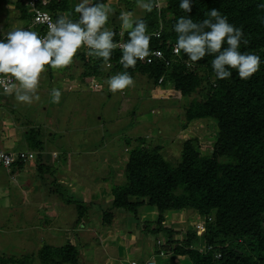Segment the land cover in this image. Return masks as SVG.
I'll return each instance as SVG.
<instances>
[{
  "label": "rangeland",
  "instance_id": "rangeland-1",
  "mask_svg": "<svg viewBox=\"0 0 264 264\" xmlns=\"http://www.w3.org/2000/svg\"><path fill=\"white\" fill-rule=\"evenodd\" d=\"M77 2L72 0V7ZM101 2L113 10L106 27L120 23L119 14L127 11L128 6L125 7L121 0ZM165 4L166 0H157L153 7L158 10ZM13 5L10 0H0V25L7 18L2 26L4 31L18 25L12 20ZM129 11L135 18L147 13L137 2ZM81 63L75 56L65 67L68 68L65 72L78 74L82 71ZM59 71L52 69L49 74L46 67L30 104L16 100V92L20 91L18 84L10 92L0 93V130L7 128L21 134L19 139L12 136L7 140L0 139V149L3 145L15 146V150H10L13 154L24 149L20 140H24L22 134L26 128L38 127L45 134L52 132L49 138L41 135L48 143V153L40 154L38 158L35 151L33 157L19 159L25 163V169L20 173L9 175L8 168L0 167V264H12L8 262L10 258L24 264H43L38 252L45 244L59 246L67 241L80 252L78 264H104L101 261L105 257H110V264H129L132 259L145 261L149 258L156 264H184L185 252L181 255L173 253L170 247L173 244L181 247L180 242L189 231L206 224L204 217L196 211L165 212L163 224L173 230L167 243L161 233L156 235L148 230L149 226H155L157 212L149 213L153 207L139 208L140 215L122 208L112 210L115 219L107 226L103 223V210L110 207L111 189L125 182L128 151L138 143L136 139L159 145L166 159L175 164L180 160L182 143L188 138L197 139L196 149L200 153L210 151L216 139L215 120L194 119L185 124L184 109L191 97H183L170 81L151 85L143 76L135 77L132 87L114 94L105 88L106 84L99 88L91 83L89 89L76 84V76L69 81L63 80ZM54 88L61 92L59 103L53 102L50 95ZM53 120L56 124H52ZM127 139H131L129 145ZM38 165H43V170L40 171ZM32 178L35 182L40 180L38 192L30 184ZM54 179L59 182L55 188L61 194L71 195L80 188L86 190L93 183L105 186L110 194H99L96 189L90 190L91 194H82L90 197V211L86 216L89 218L84 216L77 222L78 211L74 204L61 200L50 190L49 187L54 188L51 183ZM64 197L69 199V196ZM120 240L131 242L130 248L123 250L121 244L118 248ZM242 250L251 255L256 253L253 245L243 246ZM160 251L162 255H159Z\"/></svg>",
  "mask_w": 264,
  "mask_h": 264
},
{
  "label": "trees",
  "instance_id": "trees-1",
  "mask_svg": "<svg viewBox=\"0 0 264 264\" xmlns=\"http://www.w3.org/2000/svg\"><path fill=\"white\" fill-rule=\"evenodd\" d=\"M26 1L16 0L12 7V20L23 25L31 19ZM121 2L130 9L137 0ZM179 2L166 0L162 9L153 7L151 12L136 18L146 23L147 33L160 32L159 37L152 36L150 48L160 49L163 56L138 60L127 71L133 78L143 76L151 85H157L159 78L161 85L170 81L183 97L190 96L184 109L185 124L194 119H214L216 139L205 154L196 149V138L184 140L180 160L173 164L159 145L135 138L138 143L130 147L125 163V182L111 189L112 200L110 207L103 210V223L111 224L115 209L136 214L139 208L151 206L157 215L155 226H149L148 230L156 235L161 233L169 243L173 230L163 224L165 212L194 210L205 219L203 232L198 235L193 229L180 242L181 247L176 244L170 247L173 253L185 252L184 264H264V64L248 80L240 79L232 70L229 79L214 82L213 57L205 56L193 63L183 52L179 57L171 53V44L176 43L173 24L177 18L189 15L194 21H201L208 18L209 10L216 9L229 23L242 29L248 43H242L240 50L255 53L264 61V8L259 7L264 0H192L190 13L181 10ZM45 8L55 20L65 14L73 21L79 18L72 0H49ZM3 20L0 29L7 18ZM41 30L35 27L36 32ZM112 31L116 33L115 41H127V32L119 35L118 30ZM81 49L76 54L82 62L78 80L85 77L106 80L124 71L119 63V49L113 50L110 67H105L101 58L85 55L83 46ZM66 69L58 70L59 74L63 75ZM48 71L50 74L52 69ZM67 74L75 76L72 72ZM24 134L29 149L38 151L40 156L46 146L41 135L49 138V134L38 127L26 128ZM130 140L127 139L128 145ZM23 164L16 161L11 167L18 169ZM38 169L43 170V165H38ZM59 195L63 201L74 204L77 222L86 217L87 203ZM251 245L256 253H244L243 246ZM79 253L77 246L67 241L59 246L45 244L38 255L43 264H78ZM8 262L24 264L11 258Z\"/></svg>",
  "mask_w": 264,
  "mask_h": 264
},
{
  "label": "clouds",
  "instance_id": "clouds-1",
  "mask_svg": "<svg viewBox=\"0 0 264 264\" xmlns=\"http://www.w3.org/2000/svg\"><path fill=\"white\" fill-rule=\"evenodd\" d=\"M137 4L146 12H151L154 6L153 0H137ZM191 7L192 0H180L179 8L184 12L190 13ZM259 7L264 8V4ZM74 11L79 14L77 20L73 21L67 14L58 15L42 36L31 27H13L7 32L0 29V77H10L18 84V102L30 104L46 66L53 70L67 67L82 46L86 49L85 55L101 58L105 64L110 61L113 50L119 47V63L124 71L108 77L105 83L114 94L134 85L133 76L127 69L134 68L138 60H145L151 51L152 36L147 34L146 23L136 19L130 11H121V34L127 32L128 39L119 44V39L114 40L116 33L106 27L113 14L107 3L78 0ZM207 15L208 18L201 21H194L189 15L176 19L173 24V31L177 34L173 54L183 52L193 63L205 56L213 57L214 82L229 79L232 70L240 79L248 80L260 70L264 61L255 53L240 50L242 43H248L241 28L229 23L227 17L216 9L209 10ZM45 18L48 19L47 16ZM155 35L158 37L159 33ZM155 54L162 55L158 51ZM11 90L5 87V92ZM50 95L53 102L59 103V89H52Z\"/></svg>",
  "mask_w": 264,
  "mask_h": 264
},
{
  "label": "crops",
  "instance_id": "crops-1",
  "mask_svg": "<svg viewBox=\"0 0 264 264\" xmlns=\"http://www.w3.org/2000/svg\"><path fill=\"white\" fill-rule=\"evenodd\" d=\"M15 1L16 0H10V2L11 3H15ZM126 2H134V0H126ZM136 3V2H135ZM132 5H130V7H131ZM126 7V6H125ZM127 11H129V9L127 8ZM14 23H16V21H14ZM16 25V24H15ZM14 25V27H20V26H25V25H23V23H21V22H18V25H16L15 26ZM120 25H121V22L120 23H115V25L113 26V25H110V26H108V28H110V29H114V28H117L118 29V31L120 32V34L119 35H121V27H120ZM66 73V72H65ZM64 72L62 73L63 75H60L59 73V77L60 78H64L63 80H66V81H69L70 79L69 78H71V77H69V75L70 74H65ZM79 74V73H78ZM78 74H74L75 76H76V79H74V80H76V84H79L80 86H82V87H85V88H89V89H91V83H92V85H95L96 87H102V85L103 84H106L105 83V80H103V79H96V78H93V77H85L83 80H78ZM110 76H112V75H110ZM110 76H108V77H110ZM53 77H58V76H54L53 75ZM75 78V77H74ZM107 79V78H106ZM105 88H107V86H105ZM44 110V109H43ZM52 122H54V123H52V124H56V120H53ZM5 128V127H4ZM11 133H13L12 135H11ZM51 133L52 132H50L49 134V136H51ZM7 135L6 137L4 136V135ZM10 136H12V137H18V139H19V136H21V134L19 135V134H15L14 132H12V130L10 129H7V128H5V129H2V130H0V139H2V140H5L7 137H10ZM22 136L24 137V140H20V141H22L24 144V149H19V150H17V151H27V152H31V154L33 155H35V151L36 150H32V149H29V146H28V144H27V142H26V139H25V134H24V132H23V134H22ZM7 140V139H6ZM43 141V143H44V145H46V146H44L45 147V150L44 151H42L40 154H47L48 152H47V142H45V140H42ZM3 149H5V150H15V146H12V145H9L8 147L6 146V145H3ZM36 153H37V156H38V158L40 157L39 156V152L38 151H36ZM65 157V156H64ZM67 161V160H66ZM68 162V161H67ZM25 164V163H24ZM25 165H23L21 168H18V169H15L13 166L12 167H9L8 169H7V172H8V174L10 175V174H13V173H20L21 172V170H24L25 169V167H24ZM15 171V172H14ZM31 172H33V171H31ZM43 175V174H42ZM32 176H33V174H32ZM49 178L50 179H52L50 176H49ZM56 179H54V181L52 180L51 181V183H52V185H54L53 187L54 188H52L51 189V187H49L50 188V190L55 194V195H59V194H61L60 192H59V190L57 189L56 190V188H55V186H57L56 184L57 183H59L58 181H55ZM43 181V180H42ZM64 184H65V182H63ZM30 184H31V186H33L35 189L34 190H36L37 192H38V186H37V184L38 185H41L40 184V180H39V182H35L34 180H33V178L31 179V182H30ZM49 184H50V182H49ZM48 184V185H49ZM43 185H45L44 183H43ZM46 186V185H45ZM50 186V185H49ZM68 186V185H67ZM26 187V186H25ZM47 187V186H46ZM78 187V186H77ZM76 187V188H77ZM28 188V187H27ZM70 188H71V185H70ZM98 190V192H99V194H101L102 192H104V194H110V190L107 188V189H105V186H102V185H100V184H94L93 183V185L91 186V187H87V189L86 190H83L82 188H80L79 190H77L76 191V193H73L72 192V194L71 195H69V194H65L66 196H69V198H71V199H73V200H75V201H81V202H85V203H87V205H88V202H90V197H85V196H83V195H85V194H91L90 193V190ZM50 191V192H51ZM78 191L80 192V195H78ZM94 193H95V191H94ZM83 194V195H82ZM60 196V195H59ZM71 196V197H70ZM111 196H112V193H111ZM61 198V197H60ZM61 200H62V198H61ZM52 208H54L53 206H52ZM154 208V207H153ZM89 211H90V209L88 208V210H87V214H86V216H88V214H89ZM149 211V210H148ZM153 211L155 212V208L152 210V211H149V213H153ZM138 213H139V215H140V213H142L141 211H139L138 210ZM138 215V216H139ZM86 218H89V217H86ZM84 221V220H83ZM86 222H87V220H86ZM83 226H85L86 227V224L83 222ZM75 227L77 228L78 226L75 224ZM122 238V237H121ZM102 242V241H101ZM118 244H121L122 245V247H123V250L124 249H127L128 247L130 248V244H131V242H128V241H125L124 243H123V241H119V242H117V245ZM121 245H118V248L121 246ZM110 257H105V259L104 260H102L101 262H103L104 264H110Z\"/></svg>",
  "mask_w": 264,
  "mask_h": 264
},
{
  "label": "built area",
  "instance_id": "built-area-1",
  "mask_svg": "<svg viewBox=\"0 0 264 264\" xmlns=\"http://www.w3.org/2000/svg\"><path fill=\"white\" fill-rule=\"evenodd\" d=\"M48 1L49 0H27L26 6L30 10L31 19H30L29 23H27L25 26H20V27H25V28L31 27V29L33 31H35V27H41L42 30L38 31L37 33L41 36L44 35L48 30V24L55 22V19L53 18L51 13L45 8ZM155 1L157 2V0H155ZM156 2H154V3H156ZM156 7L158 8V6H156ZM46 16L48 19L45 18ZM155 33H159V36H160V32L158 30L154 31L153 33H147V34L154 36V37H157L155 35ZM124 42H126V40L119 39L117 41V43H119V44H123ZM174 45H175V43L171 44V53L172 54H173L172 49H173ZM117 49L120 50L119 47H117ZM150 50L151 51H150L149 57H153V58H157V59L162 58L163 53L160 49L150 48ZM157 51L160 52L162 55L157 56L155 54ZM173 56L179 57V55H175V54H173ZM165 63L169 64L168 59L165 60ZM105 66L109 67L110 63L105 64ZM161 82H162V78H159L158 83H161ZM14 84H16V82L12 78L0 77V93L5 92V87H8L9 89L13 88ZM26 156H28V157L32 156L33 157V155L30 152L24 153L23 151H20L16 154H13L11 151L0 149V167L8 168L11 165H13L16 161H18L19 159H24ZM203 230H204V226L196 229V231L199 235L203 232ZM162 253L163 252L160 251L159 255H162ZM129 264H156V263L153 259L149 258V259H146L145 261H138V260L132 259V260H130Z\"/></svg>",
  "mask_w": 264,
  "mask_h": 264
}]
</instances>
